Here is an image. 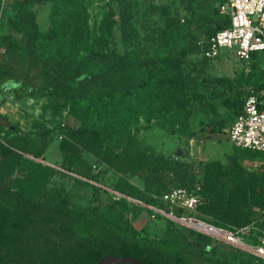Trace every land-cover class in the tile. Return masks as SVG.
<instances>
[{
	"label": "trees",
	"instance_id": "1",
	"mask_svg": "<svg viewBox=\"0 0 264 264\" xmlns=\"http://www.w3.org/2000/svg\"><path fill=\"white\" fill-rule=\"evenodd\" d=\"M110 1L119 6L122 39L131 48L124 53L85 46L79 54L73 44L80 43L77 30L89 31V14L79 0H17L16 15L9 20L11 31L0 34V109L8 93L17 99L42 96L72 105L110 101L126 106L119 122L106 124L109 134L86 126L97 122L98 111L84 119L85 126L67 127L60 141V167L37 160L49 147L46 139L36 149L22 144L21 131L7 140L0 136V264H100L109 255L136 258L143 264H231L206 256L223 243L211 236L169 222L174 230L171 237H145L120 214L108 212V218L100 209L92 214L71 208L65 188L52 186L55 177L63 176L99 190L90 184L99 182L95 166L87 159L93 157L115 172L111 186L115 192L146 204H160L159 197L173 188L171 183L190 190L200 184L199 211L202 217L213 218L214 224L242 227L258 220L264 211V152L244 149L251 160L262 159L260 170L247 166L237 153L227 154L225 161L191 163L149 146L123 145L114 134L119 131L124 137L122 128L139 122L146 102L163 100L165 105L159 110L167 117L184 106L190 92L206 91L209 98L218 100L236 89L227 77L205 78L210 62L193 59L230 25V19L220 12L227 0H180L174 10L156 8L160 10L156 19L147 16L141 0ZM47 2L57 7L55 27L43 33L31 7ZM3 9L4 0H0V21ZM75 13L80 17L73 20ZM48 37L63 47L61 58L39 51V42ZM258 57L264 63V52L254 53L250 62ZM239 85L248 89L246 97L251 88L264 89V71L247 74ZM244 103L233 101L238 108L233 121ZM228 125L226 118L217 116L208 127L211 133H219ZM12 129L16 130L0 122V134ZM134 176L143 177L144 190L130 181ZM128 203V198L121 197L113 205ZM177 215L182 217L183 212ZM227 246L235 260L246 254ZM250 256L264 264L263 258Z\"/></svg>",
	"mask_w": 264,
	"mask_h": 264
},
{
	"label": "rangeland",
	"instance_id": "2",
	"mask_svg": "<svg viewBox=\"0 0 264 264\" xmlns=\"http://www.w3.org/2000/svg\"><path fill=\"white\" fill-rule=\"evenodd\" d=\"M17 0H4V9L1 14L0 34L7 35L11 29L9 26L10 18L16 15L19 4L15 5ZM81 6L87 10L89 17V31L87 33L80 27L77 30V36L80 43L73 41L79 54H83L85 46L89 48H98L101 52H111L114 49L124 53L130 50L122 39L121 28L119 23L120 9L117 3L110 0H79ZM141 5L147 10V16L156 19L160 14L159 8L166 6L174 10L180 6V0H141ZM218 3L216 4V7ZM215 7V8H216ZM56 5L52 2L38 4L31 7L36 14L38 23L43 33L53 31L55 27L53 13ZM212 14L214 9L209 10ZM80 17V13H75L73 20ZM71 25L67 23V28ZM55 39L48 37L39 42V51L44 55H51L57 58L62 57L63 47L54 44ZM79 45L82 46L79 48ZM264 71V63L262 58L258 57L251 62H243L237 56L230 52H224L222 56L206 65L205 78L227 77L232 80L236 86L235 90H228L224 98L213 100L209 98L206 91L196 90L195 93L190 92L185 96V104L178 111L171 113L165 117L164 112L159 110L165 104L163 100L158 102H146L143 106L142 115L139 122L129 129L125 130V136L120 137L119 131L114 132L118 141L123 145L132 143L135 146H149L155 150L163 151L167 155L179 157L186 155L179 150L193 152L194 156L189 157L193 162L215 159L221 156L226 160L229 153H237L242 162L254 170H260L263 161L261 158L251 160L250 154L244 149L235 146L229 139L225 131L219 133H211L208 124L217 116L226 118L230 127L235 110L238 108L233 106V101H245L248 89L240 86L239 82L244 80L247 74H261ZM214 106L218 110L216 113L212 108ZM125 105L116 106L110 101L95 102L92 106L87 101H81L76 105L69 102H61L48 97H24L17 99L14 93H8L0 109V122L5 126H14L16 130H4L0 136L7 140L13 136H17V130L22 132V144H31L40 149L42 142L46 139L49 147L42 158L46 164L60 167L62 164V154L60 152L61 136L67 127L85 126V118H91L96 111L95 123L86 126H92L100 129L105 134H109L110 130L106 124L110 122H119L125 115ZM94 112V113H93ZM167 125H172V129H167ZM165 126V127H163ZM49 133H46V132ZM122 132V131H121ZM193 133V136H188ZM132 138H136L133 141ZM114 140V141H116ZM195 141V143H194ZM30 157H33L32 155ZM88 161L95 166L94 174L98 177L99 182H93L99 187V190L93 188L92 185H84L76 182L69 177L57 176L53 179L52 186L65 188L69 199V206L76 210L86 211L95 214L97 211L110 212L124 216L125 220L138 229L142 236L160 239L171 237L174 235L173 228L168 225L174 222L176 225L184 226L190 230L209 236L199 229L181 224L178 219H173L163 213H154L149 208L151 204H140L128 198V204L113 205L115 200L122 196L117 194L112 188L115 180V172L105 164L97 162L93 157H87ZM139 181H143V177L139 176ZM174 187L175 184L171 183ZM127 198V197H125ZM155 206L164 207L160 204ZM109 214V213H108ZM109 218V217H108ZM119 220L120 218L117 217ZM218 240V239H216ZM219 247H214L213 253L206 256L222 261H228L231 264H239L240 262H250V264H261L254 260L250 255L258 256L253 250L244 246L233 245L218 240ZM249 243L251 239H246ZM234 246L246 252L239 255L238 259H234L230 248L227 245ZM260 257V256H259ZM263 258V257H262ZM264 259V258H263Z\"/></svg>",
	"mask_w": 264,
	"mask_h": 264
},
{
	"label": "built area",
	"instance_id": "3",
	"mask_svg": "<svg viewBox=\"0 0 264 264\" xmlns=\"http://www.w3.org/2000/svg\"><path fill=\"white\" fill-rule=\"evenodd\" d=\"M220 12L230 19V25L212 37L205 50L193 59H207L211 63L224 52H230L241 61L250 62L254 53L264 52V0H227L220 5ZM225 132L235 146L264 152V89L251 88L241 114ZM200 190V184H196L194 190L173 187L159 197L164 207L150 205L149 208L174 220L199 222L210 228L209 231H201L212 238L233 245H245L264 258V211L258 220L242 227L217 225L213 218H204L199 211L203 200ZM178 211L183 212L182 217L177 215ZM246 239H251L252 243Z\"/></svg>",
	"mask_w": 264,
	"mask_h": 264
},
{
	"label": "crops",
	"instance_id": "4",
	"mask_svg": "<svg viewBox=\"0 0 264 264\" xmlns=\"http://www.w3.org/2000/svg\"><path fill=\"white\" fill-rule=\"evenodd\" d=\"M194 143H195V141H194ZM153 149V148H152ZM153 150H155V149H153ZM155 151H158V152H161V151H159V150H155ZM185 153L186 155H180L178 158L176 157H173V158H175V159H182V160H187L188 162H191V163H200V162H207L206 160H203V161H199V162H196V160H195V162H193V161H191L190 159H189V157H190V155L191 156H194V153L193 152H191V153H189V152H186L185 150H179V153L180 154H182V153ZM165 153V152H164ZM166 154V153H165ZM167 155V154H166ZM167 156H170V155H167ZM227 156V155H226ZM211 160H222V161H225L221 156H219V157H217V158H215V159H210V160H208V161H211ZM139 176H134V177H132V178H130V181L133 183V184H135L136 186H138L140 189H142V190H144V188H145V182H144V180L143 181H139ZM127 197V196H126ZM127 198H129V197H127ZM129 199H131V198H129ZM135 200V199H134Z\"/></svg>",
	"mask_w": 264,
	"mask_h": 264
},
{
	"label": "water",
	"instance_id": "5",
	"mask_svg": "<svg viewBox=\"0 0 264 264\" xmlns=\"http://www.w3.org/2000/svg\"><path fill=\"white\" fill-rule=\"evenodd\" d=\"M118 194L120 196H122V197H126L125 195H122L120 193H118ZM131 200H134V199H131ZM181 224H184V223H181ZM184 225H186V224H184ZM186 226H189V225H186ZM123 263L143 264L141 261H139L136 258H132V257H119V256H111V255L104 257L102 259V261L100 262V264H123Z\"/></svg>",
	"mask_w": 264,
	"mask_h": 264
},
{
	"label": "bare ground",
	"instance_id": "6",
	"mask_svg": "<svg viewBox=\"0 0 264 264\" xmlns=\"http://www.w3.org/2000/svg\"><path fill=\"white\" fill-rule=\"evenodd\" d=\"M179 221L182 223L188 224L190 227H193L195 229H199V230L207 229V231L210 230V228H205V226H203L202 224H200L199 222H196V221H187V220H179ZM242 246L247 248V246H245V245H242Z\"/></svg>",
	"mask_w": 264,
	"mask_h": 264
}]
</instances>
